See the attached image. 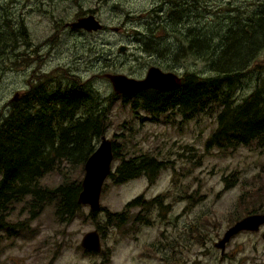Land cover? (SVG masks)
<instances>
[{"label":"rangeland","instance_id":"374dc122","mask_svg":"<svg viewBox=\"0 0 264 264\" xmlns=\"http://www.w3.org/2000/svg\"><path fill=\"white\" fill-rule=\"evenodd\" d=\"M165 2L169 0H0V21L5 14L13 26L22 22L29 41L17 45L15 56L11 50L0 56V116L7 114L8 101L15 92L22 93L31 85L34 72L62 69L55 72L60 75L66 69L91 79L104 95L114 92L106 72L143 77L149 66L157 65L178 75L184 70L210 74L201 59L190 57L178 62L168 52L153 54L141 46L142 34L154 27L155 17L166 18L161 7L155 9ZM189 2L191 9L185 6L183 11L185 21L206 31V27L211 29L207 23L228 24V2L247 11L244 8L250 0ZM89 13L104 28L86 31L66 25ZM160 33L168 43L180 39L172 31ZM259 61L264 64V53ZM158 62L171 66L162 67ZM253 75L241 78L242 93L250 89ZM148 115L145 110L133 112L130 103L124 104L117 97L105 135L120 141L123 132L127 156L148 154L164 161L166 166L155 180L150 183L142 175L116 184L107 177L100 208L91 210L82 204L69 223L58 222L51 205L27 221L26 213L16 206L6 216L7 225L0 229V264H264V225L233 236L224 259L213 245L236 219L248 212H264V147L253 143L228 152L206 148L216 125L214 112L186 119L171 111L169 121H153ZM117 163L118 159L112 162L113 169ZM83 175L84 168L78 177L82 180ZM61 179L59 172L50 171L40 182L53 185ZM140 194L145 199L165 194L169 207L157 205L149 212L132 207L133 215L143 209L142 218L147 221L120 228L107 223L105 209L119 211ZM93 229L98 230L101 240L97 251L81 245L83 235Z\"/></svg>","mask_w":264,"mask_h":264},{"label":"trees","instance_id":"16d2710c","mask_svg":"<svg viewBox=\"0 0 264 264\" xmlns=\"http://www.w3.org/2000/svg\"><path fill=\"white\" fill-rule=\"evenodd\" d=\"M168 3V19L155 17L154 27L142 34L141 46L153 54L168 52L178 62L190 57L201 59L210 74L184 70L180 84L168 89L104 95L91 79L66 69L57 75L55 72L62 70L57 69L44 81L30 85L18 99L11 97L7 114L0 116V229L18 205L26 213V221L37 217L47 205L53 207L58 222L69 223L74 218L82 205L77 200L79 173L105 134L117 97L124 104L130 103L135 113L145 110L153 121L171 120V111L186 119L214 112L216 125L206 148L228 152L253 143L264 147V64L259 61L264 53V0H250L244 8L247 11L228 2V24L207 23L211 29L206 27V31L185 21L183 11L185 6L191 9L189 0ZM11 20L4 14L0 21V56L8 50L15 56L17 45L29 43L25 25L13 26ZM161 31H172L180 39L168 43ZM250 73H254V80L242 93L239 82ZM120 134V141L112 140L113 161L118 159V163L107 177L119 184L145 175L152 183L166 163L154 155L127 156L124 133ZM50 171L59 172L62 179L53 185L42 184V176ZM161 198L163 195L150 199L143 194L135 196L119 211L105 209L106 221L117 228L127 226L131 218L133 223L145 222L139 216L141 211L131 217V208L142 207L149 212L152 204L162 205Z\"/></svg>","mask_w":264,"mask_h":264},{"label":"water","instance_id":"95a60500","mask_svg":"<svg viewBox=\"0 0 264 264\" xmlns=\"http://www.w3.org/2000/svg\"><path fill=\"white\" fill-rule=\"evenodd\" d=\"M66 25L71 28H81L87 31H95L103 27V24L93 13L77 17L76 20L67 22ZM114 29L117 30V27H114ZM120 49L123 50L124 46H121ZM104 75L108 77L112 89L118 94L134 93L147 88L168 89L179 85L181 82L180 75L171 71H164L157 65L149 66L143 77H134L119 72H106ZM17 94L15 92L12 99H15ZM113 157L112 140L103 134L95 150L84 162V175L81 180V190L77 198L79 203L88 204L91 210H98L100 208L102 185L111 172ZM263 223V212L247 214L229 226L225 230L223 237L215 244L224 249L225 242L233 234L243 229L257 230L260 224ZM81 245L85 249L100 250L101 240L98 230L93 229L86 232L81 239Z\"/></svg>","mask_w":264,"mask_h":264},{"label":"flooded vegetation","instance_id":"af4514ba","mask_svg":"<svg viewBox=\"0 0 264 264\" xmlns=\"http://www.w3.org/2000/svg\"><path fill=\"white\" fill-rule=\"evenodd\" d=\"M166 4V5H165ZM167 4H168V2H165L163 5H161V12H163V15L168 19V7H167ZM164 18V17H163ZM162 18V19H163ZM102 28H104V26L102 27ZM18 57V56H17ZM50 72H45V71H39V73H37V72H34V74H33V76L34 77H32L31 79H32V81L30 80L29 82V84H37V83H39V82H42V81H44V77H46L48 74H49ZM16 93H18L17 94V97H16V99H18V97L20 96V94H21V92L19 93V91H16ZM167 195H165V194H163V199L161 198V201H162V205H158V204H155V205H158V206H160V207H162L163 206V208H168L169 207V204H167V205H165V200L167 199V197H166ZM151 206H153L154 207V204H152ZM171 206V205H170ZM140 208H142V207H140ZM142 210L143 209H140V210H138V211H141L140 212V217L142 218ZM137 211V212H138ZM252 213H254V212H248L247 214H252ZM260 213H262V212H260ZM264 213V212H263ZM246 214V215H247ZM130 215H131V217L133 216V214L130 212ZM245 216V215H244ZM241 218V217H240ZM143 219V218H142ZM239 219V218H238ZM237 220V219H236ZM236 220L233 222V223H235L236 222ZM142 221V220H141ZM133 223V221H132V218H131V220L130 221H128V225L129 224H132ZM232 223V224H233ZM264 225V223L263 224H260V226H259V228L257 229V230H259L260 228H261V226H263ZM229 226H231V225H229ZM228 226V227H229ZM227 227V228H228ZM226 228V229H227ZM225 229V230H226ZM225 230H224V232H225ZM257 230H248V229H243V230H240V231H238V232H236L235 234H233L230 238H229V240L228 241H226L225 242V246H224V249H221V247L220 246H216V242H218L222 237H223V234H224V232H223V234L220 236V237H218L217 238V240L216 241H214L213 242V245H214V247H216V248H218L219 249V254H220V258L221 259H224V258H226L227 257V251H226V249H227V247H228V243H229V241L233 238V236H235L237 233H239V232H241V231H257ZM203 232H205V231H203ZM263 233H264V230L261 232V236L263 237ZM202 233H200V235H201ZM205 237H202V241L204 242L205 241V239H204ZM264 238V237H263Z\"/></svg>","mask_w":264,"mask_h":264},{"label":"bare ground","instance_id":"6f19581e","mask_svg":"<svg viewBox=\"0 0 264 264\" xmlns=\"http://www.w3.org/2000/svg\"><path fill=\"white\" fill-rule=\"evenodd\" d=\"M117 29H118V27H117ZM87 31V30H86ZM172 72V71H171ZM175 73V72H174ZM181 76V75H180Z\"/></svg>","mask_w":264,"mask_h":264}]
</instances>
